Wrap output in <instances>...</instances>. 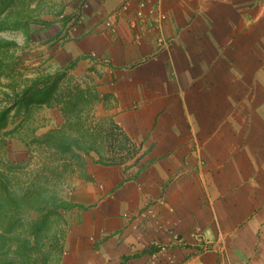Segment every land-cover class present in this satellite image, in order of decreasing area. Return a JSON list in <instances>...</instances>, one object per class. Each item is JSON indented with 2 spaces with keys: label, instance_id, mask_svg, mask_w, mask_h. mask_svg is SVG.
<instances>
[{
  "label": "crops",
  "instance_id": "0c3cea01",
  "mask_svg": "<svg viewBox=\"0 0 264 264\" xmlns=\"http://www.w3.org/2000/svg\"><path fill=\"white\" fill-rule=\"evenodd\" d=\"M45 1L30 41L135 149L75 182L61 264H149L163 230L158 264H264V0Z\"/></svg>",
  "mask_w": 264,
  "mask_h": 264
},
{
  "label": "rangeland",
  "instance_id": "374dc122",
  "mask_svg": "<svg viewBox=\"0 0 264 264\" xmlns=\"http://www.w3.org/2000/svg\"><path fill=\"white\" fill-rule=\"evenodd\" d=\"M31 6L29 19L0 32V182L6 180L15 199L27 190L46 191L47 198L50 193L69 203L75 182L86 180L88 165H118L135 149L110 119L95 112L89 88L84 90L69 72L58 71L48 52L40 49L43 44L30 41L37 27L46 24L40 17L57 11L45 0ZM50 206L16 210L0 204L2 261L61 264L69 208Z\"/></svg>",
  "mask_w": 264,
  "mask_h": 264
},
{
  "label": "trees",
  "instance_id": "16d2710c",
  "mask_svg": "<svg viewBox=\"0 0 264 264\" xmlns=\"http://www.w3.org/2000/svg\"><path fill=\"white\" fill-rule=\"evenodd\" d=\"M36 2L38 0H0V32L5 30V29H15L17 28L16 23H20L21 21L25 19H29L31 16V12L34 7L31 6V2ZM33 7V8H32ZM12 18V22H10L9 18ZM10 45V43L4 44V46ZM46 81V79L44 80ZM40 78H35L34 83L39 84ZM3 120V114L0 115V121ZM58 178L61 177H55L53 180H57ZM52 180V181H53ZM47 183L50 182L46 181ZM30 194H29V193ZM45 192H35V191H30L27 190L25 192V195H22L18 198H14L9 189L7 188L6 185V180H2L0 182V204L3 206H7L8 208L10 206H14V209L18 210L22 207H28L32 209L39 210L43 207H41V204H44L46 207H50L53 210L57 209H67L70 208L71 205L70 203L66 202L65 200L60 201L59 199L57 200L54 195H51L49 193L48 198L45 196ZM46 218V217H45ZM44 226V224H40L36 229L39 230L41 226ZM3 239V238H2ZM4 245V240H2V244H0V248L3 247ZM0 264H15V262H5L0 259ZM18 264H27L24 262H20Z\"/></svg>",
  "mask_w": 264,
  "mask_h": 264
},
{
  "label": "built area",
  "instance_id": "2783aa9c",
  "mask_svg": "<svg viewBox=\"0 0 264 264\" xmlns=\"http://www.w3.org/2000/svg\"><path fill=\"white\" fill-rule=\"evenodd\" d=\"M81 6L84 8L85 3H82ZM83 19L84 16L82 14V10L76 8L75 12H73L68 17V19H66V23L68 22L67 27L71 28L73 25H77L81 23ZM63 36H65V33H63ZM160 204H163V202L161 201ZM140 216L144 220L147 219L155 220V213L152 207H147L143 209ZM163 232L166 235V242H163V240L161 239H154L150 243L149 247L152 248L153 251L151 252V256H150L151 260L149 264H158L159 259L167 256L168 255L167 253H169L171 249L179 246H185V242L178 234L174 233L173 231L163 230ZM191 235H192L191 241L197 247L198 249L197 251L199 252V254H205L208 251V249H210L212 243L203 235V233L199 229H195ZM166 259H168V257ZM169 261L171 260L169 259Z\"/></svg>",
  "mask_w": 264,
  "mask_h": 264
}]
</instances>
